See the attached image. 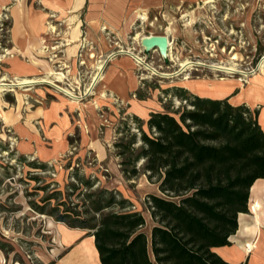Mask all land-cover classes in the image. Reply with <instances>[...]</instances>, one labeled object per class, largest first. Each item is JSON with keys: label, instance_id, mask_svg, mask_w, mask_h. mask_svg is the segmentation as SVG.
<instances>
[{"label": "rangeland", "instance_id": "1", "mask_svg": "<svg viewBox=\"0 0 264 264\" xmlns=\"http://www.w3.org/2000/svg\"><path fill=\"white\" fill-rule=\"evenodd\" d=\"M101 2L104 3L103 8L107 3L108 6L111 3L116 6L114 0ZM16 3L25 6L24 0H10L0 8V82L45 77L63 88L68 87L69 82L73 86L78 85L79 92L75 89L74 94L83 95L90 87L98 65L104 63L107 56L109 59L128 50L144 61L137 63L133 58L138 82L139 75L145 77L144 83H139L143 93L170 110L175 109L172 105H179V102L172 95L168 96L166 91L176 87H186L189 94L190 91L209 93L213 89L231 88L232 96L237 97L235 101L243 99L237 94L251 86L252 82L264 84V64H261L264 60V0H204L194 5H176L166 15L160 11L161 8L142 10L139 5L129 8V4L127 10L131 15L126 17L128 21L112 25V30L99 32L88 45L91 59L94 62L98 60L92 68L80 64L84 46L76 54L74 63L66 60L59 63L57 53L50 48L46 55L51 61L52 73L31 77L10 76L4 71L6 59L10 56H3V49L7 48L13 55L18 53L8 46L11 7ZM140 14L143 15L141 18L138 16ZM132 15L137 17L135 21ZM154 31L167 34L172 41L166 59L161 58L156 50L141 51L138 44L140 37ZM100 38L106 42L102 57L97 53ZM184 60L191 63L182 68L180 63ZM213 64L234 65L245 74L217 70L211 66ZM57 72H63L66 78L56 80L57 76L61 79ZM4 88L0 90V264H59L73 246L89 237L85 231L78 236L80 233L71 231L68 222L75 217L89 218L92 213L84 211L94 197L86 195L101 190L113 193L117 200L127 198L132 203L130 208L141 211L146 218L147 224L143 229L149 234L152 221L146 197L148 194L161 195V192L158 184L150 182L142 172L127 179L118 171L120 158L113 143L119 137L116 133L119 121L126 117L123 113L118 116L121 108L115 114L108 109L101 111L100 126L92 134L107 149L108 158L99 160L90 148L80 150L79 133L74 132L66 151L41 168L36 165L42 163L37 156H24L18 150L16 143L19 139L14 126L28 119L26 114L37 103L36 90L47 88L64 93L45 82ZM93 88L80 101H93ZM16 100L19 101L17 106ZM248 107L258 109L256 106ZM12 119H17L18 124L4 128L3 125L11 123ZM143 129L147 130L145 123ZM131 131L135 132L136 129ZM86 134H89L88 130ZM86 181L90 186L85 184ZM65 213H70V216L64 221L60 220ZM76 213L79 215L76 216Z\"/></svg>", "mask_w": 264, "mask_h": 264}, {"label": "trees", "instance_id": "2", "mask_svg": "<svg viewBox=\"0 0 264 264\" xmlns=\"http://www.w3.org/2000/svg\"><path fill=\"white\" fill-rule=\"evenodd\" d=\"M174 89L166 93L182 107L163 105L145 122L135 115L121 119L113 143L125 178L142 172L158 184L161 195L146 197L155 223L150 233L141 211L107 190L87 194L94 198L84 212L92 215L67 224L89 231L101 264H231L214 248L230 244L239 214L248 211L253 182L264 178L259 111L228 97Z\"/></svg>", "mask_w": 264, "mask_h": 264}, {"label": "crops", "instance_id": "3", "mask_svg": "<svg viewBox=\"0 0 264 264\" xmlns=\"http://www.w3.org/2000/svg\"><path fill=\"white\" fill-rule=\"evenodd\" d=\"M9 1L0 0V8ZM24 1L25 6L16 3L11 7L12 24L8 46L18 53L6 59L4 71L10 76L51 74V61L46 55L50 48L57 53L56 60L59 63L62 60L74 63L77 60L76 54L84 46L80 59L87 68H92L98 60L94 62L91 59L88 45L97 38L99 32L112 30V25L123 20L127 22L126 17L131 15L130 10H127L129 4V8L139 5L142 10L161 8L160 11L166 15L176 5H194L204 0H139V3L138 0H131V3L129 0H114L116 6L112 3L108 6L107 3L105 8L101 0ZM134 16L132 15L133 21L137 18ZM138 16L141 18L143 15ZM150 34L165 33L154 31ZM104 48L106 49V42L104 38H100L99 52L97 51L100 53L99 57H102ZM103 61L102 76L93 86V101H74L54 90L38 89L35 95L37 103L26 114L28 119L19 124L17 119H12L11 123L3 125L5 128L18 124L14 126L19 139L16 146L22 155L34 154L45 163L57 159L68 148L72 134L78 132L80 150H84V147L93 149L96 157L104 160L108 158L107 149L92 135L100 126L101 111L108 109L115 114L121 108L118 116L121 113L126 114V117L135 115L146 121L151 112L163 110L160 102L146 96L141 90L135 74L134 59L128 52L117 53L109 59L107 56ZM250 85L241 94H237L243 99L235 101L234 98L237 97H233L232 89L227 87L225 90L213 89L209 93L190 92L201 97H228L229 102L234 105L244 103L247 106H256L259 111L257 120L264 130V84L254 81ZM18 102L16 100V106ZM1 117L0 113V119ZM86 129L89 134H86ZM254 186H257L256 191H253ZM254 202L260 204L259 210L251 206ZM248 209L247 212L239 214L238 228L229 237L230 244L214 248L222 259L231 264H264V178L253 182L249 191ZM150 218L153 226L155 223L151 214ZM145 221L146 225V218ZM70 229L74 233H80L78 236H82L81 232L85 231L89 237L73 246L59 264H101L94 237L89 231L78 227Z\"/></svg>", "mask_w": 264, "mask_h": 264}, {"label": "bare ground", "instance_id": "4", "mask_svg": "<svg viewBox=\"0 0 264 264\" xmlns=\"http://www.w3.org/2000/svg\"><path fill=\"white\" fill-rule=\"evenodd\" d=\"M143 19H144V17H143ZM122 51V50H121ZM128 51V50H127ZM126 51V52H127ZM191 63V61H188V60H184V61H182L181 63H180V65L182 66V68H185L188 64H190ZM261 64H264V60H262L261 61ZM103 65H104V63H101V64H99L98 65V71L96 72V74L94 75V77H93V81H92V83L90 84V87H89V91H90V89L94 86V84L96 83V81L98 80V79H100L101 78V70H103ZM213 68H215V69H219V70H226V71H237V72H242L243 73V70L242 71H240V69H236V68H234L235 66L233 65V67L232 66H226V65H224V64H222V65H215V64H213V65H211ZM245 72V71H244ZM103 73V72H102ZM243 74H245V73H243ZM2 80H4V77L2 78ZM238 80H242V78H239ZM35 82H47V83H50V84H52V85H55L56 87H58V88H60V89H62L63 91H65L66 93H68V94H70V95H73V93L70 91V90H68V89H66V88H63V87H61V86H59V85H57V84H55L52 80H50V79H48V78H45V77H43V78H40V79H36V78H20L19 80H17L16 82H14L15 83V85L17 84V85H29V84H32V83H35ZM12 84H9V83H7V82H0V90H2V89H6V88H4L5 86H11ZM7 89H10V88H7ZM74 96V95H73ZM256 187L257 186H254V190L253 191H256ZM251 206L254 208V209H256L257 208V210H259V207H260V204L258 203V202H254V203H251ZM261 215H262V213H261Z\"/></svg>", "mask_w": 264, "mask_h": 264}, {"label": "water", "instance_id": "5", "mask_svg": "<svg viewBox=\"0 0 264 264\" xmlns=\"http://www.w3.org/2000/svg\"><path fill=\"white\" fill-rule=\"evenodd\" d=\"M139 44L145 52L156 50L163 59L169 56V39L166 34H144L140 37Z\"/></svg>", "mask_w": 264, "mask_h": 264}, {"label": "built area", "instance_id": "6", "mask_svg": "<svg viewBox=\"0 0 264 264\" xmlns=\"http://www.w3.org/2000/svg\"><path fill=\"white\" fill-rule=\"evenodd\" d=\"M168 39H169V37H168ZM138 44H139V41H138ZM171 44H172V41L169 39V50H170V46H171ZM140 45V44H139ZM141 47V46H140ZM3 56H6V55H9V56H13V53H11L10 52V50H8L7 48H4L3 49ZM141 51L142 52H145L144 50H143V48L141 47ZM129 54H131L132 55V57L136 60V62L137 63H142V62H144L143 60H142V58L140 57V56H137V55H135V54H133V53H131V52H128ZM170 54V53H169ZM83 63V61H81L80 62V64H82ZM57 74H59V75H61V79H59L60 78V76H57V77H55L56 78V80H58V81H62V78H66L65 77V75L63 74V72H57ZM139 83H144V76H143V74H141V75H139ZM17 81V80H16ZM15 81V82H16ZM45 83H47V82H45ZM9 84H12L11 86H15V83L14 82H10ZM47 84H50V83H47ZM77 84V83H76ZM52 85V84H51ZM16 86H18L17 84H16ZM57 90H59V91H61V92H63L65 95H67L68 97H71V98H74V99H76V100H80V99H82V98H84V96L85 95H87L90 91H89V87L83 92V95L82 94H80V93H78V95H75L74 94V92H75V89H77L78 90V92H79V86L78 85H72L70 82L67 84V86L68 87H66V89H68V90H70L71 92H73V94H74V96L73 95H70V94H68V93H66L65 91H63L62 89H60V88H58V87H56L55 85H53ZM25 103L26 104H28V101H25Z\"/></svg>", "mask_w": 264, "mask_h": 264}]
</instances>
